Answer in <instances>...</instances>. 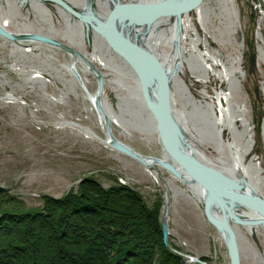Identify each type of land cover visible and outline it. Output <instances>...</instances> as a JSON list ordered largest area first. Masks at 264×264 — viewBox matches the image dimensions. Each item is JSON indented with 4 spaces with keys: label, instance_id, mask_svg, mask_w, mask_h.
Returning a JSON list of instances; mask_svg holds the SVG:
<instances>
[{
    "label": "rangeland",
    "instance_id": "rangeland-1",
    "mask_svg": "<svg viewBox=\"0 0 264 264\" xmlns=\"http://www.w3.org/2000/svg\"><path fill=\"white\" fill-rule=\"evenodd\" d=\"M236 4L240 22L235 32H231L227 24L223 27L217 18L209 21L208 31H205L197 20L196 11L191 10L190 15L200 33L203 36L207 33L211 46L218 49L225 60L241 46L245 76L241 77L242 85L235 99L249 106L254 124L255 141L247 161L255 156L264 168V59L259 57L260 47H264V0H236ZM25 9L21 8L22 15L27 14ZM3 12L9 14L6 8ZM219 25L225 37L220 36ZM8 28L17 30L14 22ZM23 42L30 44L27 38ZM15 47L12 39L0 35V185L4 188L0 190V216L7 212L42 211L48 197L79 194L82 180L92 178L104 188L123 185L138 193L144 205L155 210L165 245L169 244L176 251L180 264H231L221 233L208 220L203 204L192 196L188 186L166 166L154 163L157 171H153L126 149L108 141L107 126H103L87 96V91L92 95L98 93L99 80L77 64L82 69L86 91L77 78L63 68V64L73 63L72 55L64 48L33 42L34 53L24 56ZM83 50L92 53L90 45ZM37 69L44 71L50 80L33 79ZM101 69L114 77L109 68ZM58 73L73 81V89L62 82ZM182 76L201 99H205L200 94L203 87L211 95L215 94V89H228L227 82L215 77L204 84L194 77L189 79L184 73ZM104 89L99 98L108 99L116 107L115 88L107 81ZM177 105L180 106V102ZM114 135L142 154L164 157L154 132L115 131ZM225 137H228L227 131ZM200 150L218 165H227L222 155L207 143H203ZM261 190L264 192V186ZM167 195L171 201L170 215L164 227ZM164 230L167 231L166 241ZM241 235L244 236L241 264H264L249 248L251 243L257 245L258 239L264 253V228H258L257 239L253 234L241 232ZM190 256L202 262L192 261Z\"/></svg>",
    "mask_w": 264,
    "mask_h": 264
},
{
    "label": "bare ground",
    "instance_id": "bare-ground-1",
    "mask_svg": "<svg viewBox=\"0 0 264 264\" xmlns=\"http://www.w3.org/2000/svg\"><path fill=\"white\" fill-rule=\"evenodd\" d=\"M26 1L27 0H0V26L4 30H7L13 34L14 39H7H12L14 45L16 46L15 48L23 53L24 56L26 54L32 55L34 51L31 47V43H39L40 41L35 39L33 35H28L26 33H22L23 31L21 32L18 30L13 31L8 27L13 22L14 9L16 8V5H25ZM185 1L186 0H179L180 3H184ZM3 8L9 10L8 15L4 14ZM194 9L196 11L197 20L205 31H208L209 21L215 18L219 19L220 24H223V27L225 24H227V26L231 28V32H235L237 27H239L240 16L236 0H202L200 5ZM172 22V34L168 36L171 50L169 53L167 52V56L170 58V70L175 73L174 81L171 82V101L173 102V112L176 118V135L178 137L181 136L180 139L184 146L182 150L184 152L193 153L203 162H206V160L211 162L214 167L222 171L227 170L226 174L230 177H232L231 175H233V179H236L239 182L240 180L246 182L249 179L250 181H254L260 177L263 178L264 181V168L261 165V161L258 160V158L255 156L252 157L251 160L247 161V156L252 151L255 141L254 124L252 123L250 114L251 110L249 106L244 102H239L235 99V95L242 85L241 77L245 76V71L241 66V46L239 45L238 50L234 55L229 56L225 60L222 57L221 52L211 46V42L207 33L204 34V36L200 33L197 22L191 17L190 12L175 15L172 18ZM221 28L222 27L219 25V27H217V30L219 31L221 37H225V32ZM213 35L216 36L215 33H213ZM25 38L28 39L30 44H24L23 41ZM226 39L228 40L230 38L227 37ZM71 40L74 41L75 39L73 38ZM217 40L220 39L217 38ZM123 42L130 45L133 41L131 39H124ZM137 44L144 48V50H146L143 44ZM69 48V51H71L73 54V63H65L63 64V68L67 72L73 73L75 78H77L80 84L84 88H86L85 90L87 91L88 87H86L84 79L81 78L80 81V79L75 75V70H77V60H83V55L73 46H69ZM147 51L151 52V54H154L148 49ZM90 55V60L88 59L89 62L96 61L100 66L109 68L113 72V74L115 73V75H113L114 77H110L108 73H105L102 70H98L95 64L92 63V65H90L91 69L96 74H99V80H102V90L104 89L105 82L109 81L115 88L116 94L119 96L120 92H122V88L117 84V82H120L118 73L112 70L111 65L108 64L106 59L101 57L97 52L93 51ZM259 57L261 59H264L263 46L260 47ZM86 59L85 61H87ZM85 68H83V70H85ZM183 73L189 79L191 77H194L198 82L204 84L208 83L212 77H215L221 82H227L228 89H215V94L211 95L209 94L208 90L203 87L200 90V94L204 96L205 99H201L197 97V95L193 92L190 84L182 76ZM189 73H191V76L189 75ZM32 76L35 80H50L49 76L40 69H37ZM58 76L64 84H70L71 88L73 87V81L65 77L63 73H58ZM102 90H99L98 93L93 95L92 93L87 91V96L97 109L99 118L103 126H107L106 133L109 136L108 141L112 142L113 136L115 137V131L120 133H129L130 131L134 130L133 128L120 121L121 116L125 117L127 123L134 122L135 119L133 117L135 116H133L132 114H127L126 116L121 115L120 109H117V107H115L114 104L108 99L102 100L99 98V102L95 103L92 98H94V96H102ZM150 93H152V91ZM118 96L116 97L118 98ZM177 102H180V106L177 105ZM144 113L143 118H145V123L149 118ZM226 131L228 133L227 138L225 137ZM203 143H207L208 145L212 146L219 154H221L222 160L227 165L220 166L212 160L208 159L205 156V153L200 150ZM161 160L162 162H159V164L166 166L176 178L186 184L192 196L195 197L198 202H201L203 204L205 210V200L201 195L199 196V194L202 193L203 195L204 193L200 188H195L197 194L192 192V187L183 180L184 178L189 182V179L187 177L188 175L182 169V167L170 157H168L165 152L164 157ZM155 166L156 165H153V167H151V170L157 171L155 169ZM171 168H174L177 173H175ZM156 173L159 174L158 172ZM244 185H249V188L251 190L252 183L250 184L246 182V184ZM255 192L259 193L258 190H256ZM259 194L262 196L261 193ZM170 204V197L167 195L165 201V220H167V223L170 215ZM231 212L232 215H234V217L237 219V222H235V226L242 230L240 231V234L241 232L242 234H253V236H255L257 239L258 228L260 226L264 228V216L261 217V215L251 213L249 209L239 205H234ZM220 214H223L222 209L220 210ZM241 237L243 238L244 236L241 235ZM222 238L227 245V240L224 234L222 235ZM257 242V245H254L253 243L249 244V248L256 252V254L260 257L259 259L264 263V253L261 250L258 239ZM166 247L170 251L176 253V251H174L169 244H166ZM239 254L241 263L243 246ZM192 261L196 260L193 259Z\"/></svg>",
    "mask_w": 264,
    "mask_h": 264
},
{
    "label": "trees",
    "instance_id": "trees-1",
    "mask_svg": "<svg viewBox=\"0 0 264 264\" xmlns=\"http://www.w3.org/2000/svg\"><path fill=\"white\" fill-rule=\"evenodd\" d=\"M81 183L79 194L48 197L42 211L1 215L0 264H180L138 193Z\"/></svg>",
    "mask_w": 264,
    "mask_h": 264
},
{
    "label": "water",
    "instance_id": "water-1",
    "mask_svg": "<svg viewBox=\"0 0 264 264\" xmlns=\"http://www.w3.org/2000/svg\"><path fill=\"white\" fill-rule=\"evenodd\" d=\"M201 2L202 0H186L184 3H180L177 6L164 4L125 6L115 11L110 16L103 28V32L111 47L121 57L130 63L139 77L143 80L145 96H131L129 99H127L126 96H118L116 107L117 109H120L121 115L126 116L127 114H132L135 116H132L135 119L134 122L127 123L125 117H122L119 114L121 116L120 121L139 132H154L157 134V138L165 154L178 163L187 173L189 182L184 178L183 180L192 187V192L197 194L195 188H200L204 193L203 195L202 193L199 194V196L201 195L205 200V214L208 220L217 227L221 235L224 234L227 240L226 242L231 264H241L239 252L242 249V237L240 234V229L235 226L237 219L234 217V215H232L231 211L234 205H239L249 209L251 213L261 215L262 217L264 216V195L262 194L261 196L259 193H256V190L245 189V181L240 180L239 182L236 179H233V175H231L232 177L228 176L226 174L227 170L222 171L214 167L211 162L207 160L206 162H203L193 153L184 152L182 150L184 146L180 139L181 136L178 137L176 135V118L173 112V102L171 101V85L166 69L156 56L142 48L124 43L123 40L118 39L113 32L114 22L117 16L123 12L141 13L145 17H155L158 15L169 14L180 15L182 13L188 12L190 9L196 8ZM0 35L6 38L14 39L13 34L7 30H4L1 26ZM33 37L41 42L60 46L67 51L70 49L68 45L62 44L61 42L47 36L33 35ZM69 53L73 55L71 51H69ZM75 71L76 77H78L81 81V75L77 70ZM148 71L153 75L156 81L154 94L150 93L151 90L147 87L148 82L146 79L148 77ZM99 82L100 90H102V80L100 79ZM92 99L95 103L99 102V96H94ZM143 113L149 118L145 122L146 124L144 123L145 118H143ZM112 140L113 143H111L113 145L121 147L122 149H126L128 152L150 167H153L154 163L162 162V160L159 158L151 155H145L134 150L130 146H127L117 140V138L114 136ZM171 169L177 173L174 168ZM0 190H4L1 185ZM221 209L223 210V214H220ZM163 221V225L166 227L167 220ZM164 236L166 241V230H164ZM190 259L201 261V259L198 257L193 256H190ZM185 261V259L182 260L183 263ZM203 264L206 263L203 262Z\"/></svg>",
    "mask_w": 264,
    "mask_h": 264
},
{
    "label": "flooded vegetation",
    "instance_id": "flooded-vegetation-1",
    "mask_svg": "<svg viewBox=\"0 0 264 264\" xmlns=\"http://www.w3.org/2000/svg\"><path fill=\"white\" fill-rule=\"evenodd\" d=\"M151 4L177 6L180 2L179 0H27L25 5H16L13 22L18 31H23L22 33L47 36L62 44L76 48L84 58L83 60L78 59L77 64H81L82 69L86 67L85 71L91 72L97 78L96 80H99V74H96L90 65L95 64L100 71H103L101 68L105 67L100 66L96 61L89 62V56L91 55L84 51L83 47L90 45L92 52L95 51L105 58L107 63L111 65L112 68H110L118 73L120 82H117V84L122 88L119 96H126L129 99L131 96H145L143 80L130 63L111 47L104 36L103 28L110 16L122 7ZM22 7L26 8V15H22ZM191 10L195 9H190L188 13ZM175 15L177 14L145 17L141 13L123 12L117 16L113 27L114 35L118 39H131L133 41L131 45L142 48L137 44L141 43L146 51L148 49L154 53L153 55L161 61L168 73L171 90V82L174 81L175 73L170 70V58L167 56V52L169 53L171 50L168 36L172 34V18ZM31 16L32 20L30 19ZM73 38L74 41L71 40ZM40 43L44 42L40 41ZM48 46L62 49L57 45ZM165 47H168V50ZM82 69L77 65V71L81 75L80 71ZM147 74V87L153 94L155 93L156 81L149 71ZM82 77L84 76L82 75ZM115 96L118 95L115 94ZM246 182L252 183L251 190H258L259 193L264 195L261 190L264 186L263 178L260 177L254 181L249 179ZM244 188L250 189L249 185H244Z\"/></svg>",
    "mask_w": 264,
    "mask_h": 264
}]
</instances>
